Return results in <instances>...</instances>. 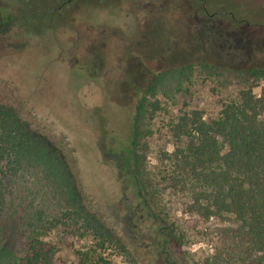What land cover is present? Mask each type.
Segmentation results:
<instances>
[{"label":"rangeland","instance_id":"obj_1","mask_svg":"<svg viewBox=\"0 0 264 264\" xmlns=\"http://www.w3.org/2000/svg\"><path fill=\"white\" fill-rule=\"evenodd\" d=\"M62 1L0 0V24L9 25L1 35L16 46L7 51L11 70L0 65L3 112L59 152L83 209L108 236L103 256L111 264H164L155 249L163 227L185 264H201L211 253L203 231L181 241L171 230L188 219L181 199L159 182L156 154L171 146L165 130L155 131L184 101L214 110L202 76L264 67V0ZM186 72L199 79L191 98L174 93ZM135 135L140 144L128 147ZM43 177L16 184L9 199L21 216L64 210ZM11 224L9 232L19 226ZM90 236L51 229L43 238L55 244L56 264H72L76 251L95 248ZM7 261L3 254L0 264Z\"/></svg>","mask_w":264,"mask_h":264},{"label":"trees","instance_id":"obj_2","mask_svg":"<svg viewBox=\"0 0 264 264\" xmlns=\"http://www.w3.org/2000/svg\"><path fill=\"white\" fill-rule=\"evenodd\" d=\"M176 81L174 93L191 98L199 79L186 72L184 88L183 78ZM200 81L211 84L214 110L184 101L155 131L165 130L171 146L156 154L159 182L181 199L188 219L179 231L171 230L181 241L203 231L211 253L201 264H264V67L212 72ZM138 137L131 136L128 147L140 144ZM37 174L64 205L59 216L34 208L21 216L10 201L16 184ZM151 180L145 176L143 185L149 187ZM13 220L19 226L9 232ZM51 229L82 230L95 241L94 249L76 251L72 264H111L103 256L108 236L83 209L59 152L0 110V258L5 254L7 264H56L58 250L43 238Z\"/></svg>","mask_w":264,"mask_h":264},{"label":"flooded vegetation","instance_id":"obj_3","mask_svg":"<svg viewBox=\"0 0 264 264\" xmlns=\"http://www.w3.org/2000/svg\"><path fill=\"white\" fill-rule=\"evenodd\" d=\"M70 1L71 0L62 1L59 4H65L64 2H68V5H69ZM57 7L54 8V10L57 11ZM2 19L4 20L5 18H2ZM8 27H9V25H7V24L6 25L0 24V65L4 68L7 67V69L11 70L12 57H11V53L7 52V51H8V49L12 48V46H13L12 40H11L10 36H6L5 34L1 35L3 31H5L6 29H9ZM13 48H16V46H13ZM13 57L15 58V62L18 59L20 61L21 52L19 55L15 54V56H13ZM15 62H14V64H15ZM17 63L19 64V62H17ZM139 68H140V66L133 67V69L131 70L132 75L135 73L136 74L139 73V71H138ZM0 110L3 111L2 106H0ZM6 114H8L10 116L12 114V112L7 111ZM11 116L13 118H16L14 115H11ZM22 124L25 125V128L29 132L33 133L34 135L41 136V135L37 134L36 132L31 131L29 129L28 124H26V123H22ZM41 137H43V136H41ZM164 229H166V228L163 227V228L158 229L157 236L160 239H159V241L156 242V246H155L156 252H158V254L162 256V261L164 264H185L186 259L181 256L177 244L175 243V241H173V239L171 237V233L168 232L167 230L165 231Z\"/></svg>","mask_w":264,"mask_h":264}]
</instances>
